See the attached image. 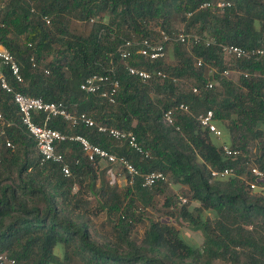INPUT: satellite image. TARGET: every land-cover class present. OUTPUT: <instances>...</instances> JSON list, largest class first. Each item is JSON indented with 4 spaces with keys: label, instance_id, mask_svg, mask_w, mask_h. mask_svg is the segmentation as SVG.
Returning <instances> with one entry per match:
<instances>
[{
    "label": "trees",
    "instance_id": "1",
    "mask_svg": "<svg viewBox=\"0 0 264 264\" xmlns=\"http://www.w3.org/2000/svg\"><path fill=\"white\" fill-rule=\"evenodd\" d=\"M210 1L216 2L8 1L0 22V44L21 66L22 83L5 70L15 90L46 102L62 101L71 112H85L99 124L133 131L150 158L143 159L126 143L96 128H72L61 117L48 122L52 129L84 135L93 144L126 157L143 173L162 171L187 189L190 200L180 206L168 198L163 207L173 206L175 212L170 211L166 219L148 209H156L166 183L145 188L142 179L136 178L123 190L103 175L97 187V165L102 162H90L75 141L57 145L70 164V177L63 175L58 163H42L13 95L0 86V111L10 123L0 148V256L15 264H264V192L251 190L241 178L256 140L254 163L264 172V58L225 64L218 46L264 48V0H229L230 6L221 12L199 8ZM179 15L187 23V32L199 29V36L213 43H194L176 66L163 58L150 61L133 54L131 65L160 69L167 77L143 82L130 75L120 58L122 43L153 39L154 25L174 36L172 22ZM45 17L52 25H47ZM72 20L95 23L82 35L70 31ZM49 56L52 59L44 63ZM197 58L203 60V67L195 66ZM207 66L219 72L226 67L238 69L242 74L238 82L217 74L221 91L206 89ZM93 74L109 75L119 82L115 103L81 90V83ZM185 77L195 79L198 94L182 88ZM182 102L190 105L191 113L177 114L178 130L166 122L164 113ZM207 110H213L223 131L222 142L198 121V115ZM44 117L36 113L34 121L41 124ZM6 138L14 148L6 146ZM222 143L240 149L239 159L225 156ZM226 167H234L236 175L212 177L211 170ZM91 194L97 198L94 206L86 198ZM102 212L108 216L103 234L91 222L92 215ZM174 217L200 232L203 242L186 239L173 223Z\"/></svg>",
    "mask_w": 264,
    "mask_h": 264
},
{
    "label": "built area",
    "instance_id": "2",
    "mask_svg": "<svg viewBox=\"0 0 264 264\" xmlns=\"http://www.w3.org/2000/svg\"><path fill=\"white\" fill-rule=\"evenodd\" d=\"M30 1V0H28ZM227 6H230L229 2L218 0L216 2H204L200 5V9L216 8L223 11ZM45 21L48 26L51 25V20L45 17ZM159 40L145 38L141 41H125L119 48V54L123 65L126 67L130 75L136 76L143 82L151 80L153 77L166 78L167 74L160 69L147 70L144 67L133 66L129 63L133 54L141 55L150 61H155L165 57L167 45L169 43H181L186 47L192 46L194 43H206L210 45L212 40L204 38L199 35L189 36L184 30L178 32L174 36L169 35L164 30H159ZM32 46L31 44H29ZM220 48V54L222 60L225 62L226 57L233 59V63L243 59L250 58H264V48L244 49L235 45H218ZM227 62H225L226 64ZM233 65V64H232ZM195 66L200 68L204 66V62L201 58L195 59ZM207 82L205 84L206 89H213L216 86L215 78L217 74H220L223 78L231 80V76L242 72L238 69H232L226 67L223 71L219 72L214 66H207ZM5 70L10 72L16 82L22 83L24 81L21 73V66L16 56L4 48L0 44V86L7 93L13 95L14 104L18 107L21 115V122L26 127L28 133L36 141L37 149L39 151L41 162H54L61 166V171L64 176L70 177L72 175L70 164L63 153L57 151V145L66 141L78 142L84 152L86 158L95 163L97 160L105 162L112 169L111 173H115V168H121L125 171L129 184L133 185L136 178L142 179V186L145 188H151L159 183H168L169 177L162 171H150L141 172L137 166H135L126 157L118 156L117 154L102 148L99 145L93 144L84 135H75L72 133H64L60 130L52 129L48 126V122L51 118L61 117L68 121L72 128L79 125L86 127L96 128L100 133L108 135L110 138L117 142L126 143L127 146L139 154L143 159L151 157V153L145 149L137 138V135L133 131H127L118 129L115 127L107 126L97 123L89 114L73 113L62 101L46 102L42 97H32L25 95L15 90V88L9 83ZM48 74L49 71L47 70ZM244 76H248L245 74ZM82 91L87 94L99 95L107 99L110 103H115L116 95L119 91L120 84L117 80L112 79L111 76L105 74H93L85 79L80 85ZM194 94L200 92L198 86H193L190 89ZM43 113L45 115L43 123L39 124L34 121L36 113ZM191 113V108L188 103L182 102L176 105L164 113L166 122L170 125L176 126L178 113ZM198 121L200 125L208 130L217 140H221L223 137V131L216 123L213 110H207L198 115ZM10 123L4 118L0 111V148L2 138L6 135V126ZM179 130L180 127L176 126ZM5 144L9 148H14L13 142L6 138ZM221 149L225 156L236 161L242 155V151L238 148L231 147L228 144L222 143ZM247 168L251 175V179L247 180L241 176L243 180L250 186L251 190H260L264 192V172L259 169L257 165L252 162H247ZM213 178H227L236 175V169L234 167H226L222 170H211ZM183 204L187 203L186 199H181ZM0 264H15V260L8 258L5 255L0 256Z\"/></svg>",
    "mask_w": 264,
    "mask_h": 264
},
{
    "label": "rangeland",
    "instance_id": "3",
    "mask_svg": "<svg viewBox=\"0 0 264 264\" xmlns=\"http://www.w3.org/2000/svg\"><path fill=\"white\" fill-rule=\"evenodd\" d=\"M9 0H0V22L6 12V7L8 4ZM218 1V0H215ZM221 1H229V0H221ZM219 12H221V10H219ZM95 21H98V19H95ZM95 21L90 22V23H86V22H82V21H77V20H72L69 24V28L70 31L73 33H77V34H82V35H87L90 30L92 29V26L94 25ZM52 25V24H51ZM153 29L156 31V34H154L153 39L158 41L159 40V33L157 32L160 29V26L158 25H154ZM158 29V30H157ZM172 30L174 31V33H178L181 32V30H184L190 37L193 35H199L196 31H199V29H191L190 32H187V23L186 21L183 20L182 16H176L173 19L172 22ZM137 38V37H136ZM26 39L25 36L22 37V43H26ZM187 50H191V46L190 47H186V46H178V44H176L175 42L169 43L167 45V50L165 53V57L163 58L164 61L168 64V65H173L176 66L178 64H180V62L183 59V53L184 51ZM52 59V56H49L46 61L44 63L49 62ZM233 59H231L230 57H226L225 58V62L231 63L233 64ZM208 73V69L206 71ZM166 73V72H165ZM240 75L239 73H236L234 75L231 76V80L234 82H238L240 79ZM182 82V88L186 91H190V89L195 86V79L190 78V77H185L181 79ZM215 82H216V89L218 91H221V85H220V80L215 78ZM203 112V111H202ZM229 121L226 122V125H229ZM224 139V135L222 137V139L220 140L221 142ZM258 140L254 141V144H252V152L249 155V159L251 160L252 163H254L255 161V151H256V144H257ZM255 164V163H254ZM98 167V179H97V187H99L100 183H101V179L103 178V175L105 176V179L108 180L109 183H112L113 185H117L118 188L120 189H126L130 184L127 178V175L125 173V171L121 168H115V173H111L112 169L110 166H108L105 162H102L101 164L97 165ZM105 171L107 172L105 174ZM242 177H244V179H251V175L248 171V168L245 169V171L242 173ZM167 185V189L166 192L160 196H158L157 198V207L156 209H151L148 208L149 210H151L152 213H156L159 217L162 218H166L169 219L168 216L169 212L172 211L173 213L175 212V210L171 207V208H164L163 205H165L166 200L169 198H173L176 199V201L178 202L177 204L184 205L183 202L181 201V199H186L187 203L189 202V194L187 192V189L184 188L183 186H180L174 179H172V177L169 176V181L168 183H166ZM78 189V186L75 187V190ZM89 201L92 202V206L96 205L97 202V198L96 195H88L86 197ZM168 199V200H169ZM186 203V204H187ZM107 214L105 212H102L101 214H99L98 216H91V222L92 225L94 227V230L96 232H104L106 229H108V219H107ZM175 222H173L175 225L178 226V228L180 229V231L182 232L183 236L188 239L190 242L194 243V244H198V243H202L203 242V236L200 232H195L193 230H191L189 227L186 226V224H180L177 221V218L174 217ZM143 227H139L137 232L139 233V236L142 235L143 233ZM103 234V233H102Z\"/></svg>",
    "mask_w": 264,
    "mask_h": 264
}]
</instances>
